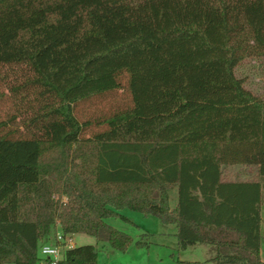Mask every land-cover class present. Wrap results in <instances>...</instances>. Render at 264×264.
<instances>
[{
	"label": "trees",
	"instance_id": "16d2710c",
	"mask_svg": "<svg viewBox=\"0 0 264 264\" xmlns=\"http://www.w3.org/2000/svg\"><path fill=\"white\" fill-rule=\"evenodd\" d=\"M251 58L264 61V0H0V101L13 105L0 119V264H40L57 223L126 251L133 237L106 221L125 208L176 225L178 250L264 264V97L236 74ZM124 77L127 107L79 118ZM58 264H98V246Z\"/></svg>",
	"mask_w": 264,
	"mask_h": 264
},
{
	"label": "rangeland",
	"instance_id": "374dc122",
	"mask_svg": "<svg viewBox=\"0 0 264 264\" xmlns=\"http://www.w3.org/2000/svg\"><path fill=\"white\" fill-rule=\"evenodd\" d=\"M238 77L243 78L244 85L253 93L264 97V61L251 58L244 61L236 69ZM124 88L108 93L103 98L92 100L80 105L77 114L81 120L89 119L96 123V119L108 116L119 109L127 107L131 103V95L127 89V78L123 79ZM7 91L0 78V93ZM229 97H219L207 102L208 108L204 119L199 122L211 125L215 114L220 108V103ZM13 111L12 101L5 97L0 101V119H5ZM104 125H94L92 131L103 129ZM249 173L254 172L251 166L240 168ZM172 203L175 204L177 191L173 189ZM66 199V198H65ZM121 216L108 218L106 221L115 228L131 235L134 239L126 251L113 248L107 242H99L88 234L78 233L73 235L74 245L94 244L98 246V264H217L213 259L217 254L214 245L197 243L185 250H178L177 236L174 232L177 227L174 224H165L154 215H145L141 212L128 208L121 210ZM261 258L264 261V202L261 206ZM61 228V227H60ZM60 228H58L60 230ZM54 229L50 235L53 239ZM146 234V235H145ZM144 239L148 242L146 246H138L136 242ZM12 264V263H7Z\"/></svg>",
	"mask_w": 264,
	"mask_h": 264
},
{
	"label": "built area",
	"instance_id": "2783aa9c",
	"mask_svg": "<svg viewBox=\"0 0 264 264\" xmlns=\"http://www.w3.org/2000/svg\"><path fill=\"white\" fill-rule=\"evenodd\" d=\"M57 223L56 231L53 234L52 241L44 242L40 247L41 263L40 264H58L62 258L63 252L74 246V238L70 235H65ZM60 228V230L58 229Z\"/></svg>",
	"mask_w": 264,
	"mask_h": 264
},
{
	"label": "crops",
	"instance_id": "0c3cea01",
	"mask_svg": "<svg viewBox=\"0 0 264 264\" xmlns=\"http://www.w3.org/2000/svg\"><path fill=\"white\" fill-rule=\"evenodd\" d=\"M174 235L176 236V232H174ZM177 244H178V242H177Z\"/></svg>",
	"mask_w": 264,
	"mask_h": 264
}]
</instances>
